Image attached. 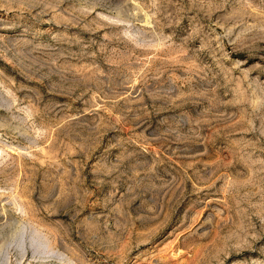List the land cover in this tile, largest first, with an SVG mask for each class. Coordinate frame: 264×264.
Listing matches in <instances>:
<instances>
[{
  "label": "rangeland",
  "instance_id": "obj_1",
  "mask_svg": "<svg viewBox=\"0 0 264 264\" xmlns=\"http://www.w3.org/2000/svg\"><path fill=\"white\" fill-rule=\"evenodd\" d=\"M0 264H264V0H0Z\"/></svg>",
  "mask_w": 264,
  "mask_h": 264
}]
</instances>
